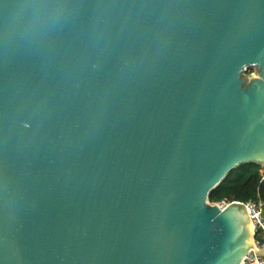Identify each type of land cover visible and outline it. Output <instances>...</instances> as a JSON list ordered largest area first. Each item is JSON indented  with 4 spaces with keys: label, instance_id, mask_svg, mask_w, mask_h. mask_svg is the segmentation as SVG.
<instances>
[{
    "label": "water",
    "instance_id": "1",
    "mask_svg": "<svg viewBox=\"0 0 264 264\" xmlns=\"http://www.w3.org/2000/svg\"><path fill=\"white\" fill-rule=\"evenodd\" d=\"M264 166V0H0V264H243Z\"/></svg>",
    "mask_w": 264,
    "mask_h": 264
},
{
    "label": "trees",
    "instance_id": "2",
    "mask_svg": "<svg viewBox=\"0 0 264 264\" xmlns=\"http://www.w3.org/2000/svg\"><path fill=\"white\" fill-rule=\"evenodd\" d=\"M260 196L264 201V166L257 163L241 164L230 170L224 180L209 194L210 202L222 200L246 201ZM261 243V236H256Z\"/></svg>",
    "mask_w": 264,
    "mask_h": 264
},
{
    "label": "built area",
    "instance_id": "3",
    "mask_svg": "<svg viewBox=\"0 0 264 264\" xmlns=\"http://www.w3.org/2000/svg\"><path fill=\"white\" fill-rule=\"evenodd\" d=\"M227 203H230L234 200H225ZM243 202L249 210L251 221L254 225V233H255V245L256 247L264 246V201L260 198V196L249 199ZM256 236H261L263 242L261 243L257 240ZM243 264H264V256H259L256 254L255 249H251L250 253L246 256Z\"/></svg>",
    "mask_w": 264,
    "mask_h": 264
},
{
    "label": "bare ground",
    "instance_id": "4",
    "mask_svg": "<svg viewBox=\"0 0 264 264\" xmlns=\"http://www.w3.org/2000/svg\"><path fill=\"white\" fill-rule=\"evenodd\" d=\"M252 226H253V229H254V225H253V223H252Z\"/></svg>",
    "mask_w": 264,
    "mask_h": 264
}]
</instances>
